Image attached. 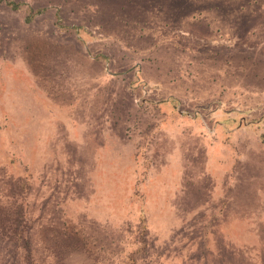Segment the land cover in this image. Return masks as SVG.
<instances>
[{"label":"rangeland","instance_id":"1","mask_svg":"<svg viewBox=\"0 0 264 264\" xmlns=\"http://www.w3.org/2000/svg\"><path fill=\"white\" fill-rule=\"evenodd\" d=\"M131 253L264 264V0H0V264Z\"/></svg>","mask_w":264,"mask_h":264},{"label":"trees","instance_id":"2","mask_svg":"<svg viewBox=\"0 0 264 264\" xmlns=\"http://www.w3.org/2000/svg\"><path fill=\"white\" fill-rule=\"evenodd\" d=\"M15 6L16 5L13 4V6H11V7H15ZM139 220H140L141 229L143 230L144 229V218H143L142 215L139 216ZM125 262H126V264H135L134 254L133 253L128 254L127 257H126V261Z\"/></svg>","mask_w":264,"mask_h":264}]
</instances>
